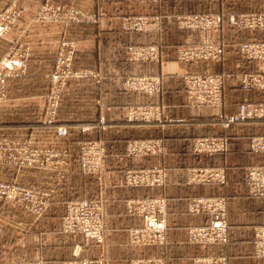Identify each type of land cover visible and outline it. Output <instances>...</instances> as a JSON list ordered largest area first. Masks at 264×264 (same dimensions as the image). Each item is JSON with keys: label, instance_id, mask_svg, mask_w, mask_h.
Instances as JSON below:
<instances>
[{"label": "crops", "instance_id": "1", "mask_svg": "<svg viewBox=\"0 0 264 264\" xmlns=\"http://www.w3.org/2000/svg\"><path fill=\"white\" fill-rule=\"evenodd\" d=\"M73 9L92 17L89 21L53 22L39 19L48 6ZM16 8L20 15L8 33L0 38V59L12 47L26 51V70L10 78L6 99L0 104V139L28 138L51 150L66 149L67 165L57 171L0 166V180L24 186L53 189L48 209L39 217L0 202V262L62 264L73 257L77 236L60 232L64 204L69 200L99 198L103 206L105 236L102 244L91 242L79 258L101 257L106 264H129L134 259L161 258L165 264H192L198 256H224L228 264H264L253 254V230L264 225V198H251L245 185V170L264 164V155L249 151L251 137L264 136V121L235 124L224 128L221 116L234 114L242 101H264V91H242L240 75L264 71V62H247L240 58L238 46L247 41H264V31H237L227 23L231 14L264 10V0H0V10ZM212 13L224 18L217 32H200L177 28L176 17L184 14ZM142 16L159 20V29L149 32H125L120 22L125 17ZM62 42L74 46V69L92 71L95 78H85L69 85L59 103L56 127H65L67 135L57 137L55 126L37 124L36 116L44 104L48 76L55 51ZM222 44L225 49L219 63H180L175 60L176 47L184 44ZM158 45L159 63L128 61V48ZM224 75L223 103L218 108L190 107L186 103L183 76L187 73ZM131 75H159L162 92L154 97L129 92L121 83ZM160 105L166 121L162 124H127L124 113L130 106ZM92 130L80 134L78 127ZM93 140L105 145L100 181L95 175L81 174L75 159L77 146L69 139ZM74 134V135H75ZM227 140L223 153L196 154L193 142L202 138ZM162 139L164 153L158 157H125L127 140ZM225 170L224 184L188 183V172L197 168ZM161 169L164 183L160 187L127 188L123 185L126 170ZM163 197L166 201V243L157 247H131L127 232L141 224L140 218L127 215L126 201ZM223 199L227 210L228 242L225 245H192L188 230L207 225L211 215H193L189 207L198 198Z\"/></svg>", "mask_w": 264, "mask_h": 264}, {"label": "built area", "instance_id": "2", "mask_svg": "<svg viewBox=\"0 0 264 264\" xmlns=\"http://www.w3.org/2000/svg\"><path fill=\"white\" fill-rule=\"evenodd\" d=\"M142 2L147 0H131ZM215 1V0H209ZM47 10V8H46ZM65 20L70 22H84L92 19L91 16L73 11ZM19 17L16 8H7L0 11V38H3ZM39 19H47L40 15ZM229 26L237 31L255 32L264 31V12H250L231 14L225 18ZM48 20V19H47ZM224 18L220 14H200L176 17L178 29L190 31H220ZM121 29L125 32H149L159 29V20L142 16L126 17L122 19ZM225 53L222 44H184L176 47L174 57L180 63H219ZM238 53L242 60L247 62H264V41H247L238 46ZM26 51L12 47L0 59V104L6 99V86L10 78L20 77L26 70ZM73 57V43L62 42L58 45L53 66L48 76V92L45 96L43 112L39 119L43 125H50L55 121L60 97L68 92L69 85L85 78H95L92 71L73 69L71 67ZM128 61L160 62L161 48L148 46L142 48H128ZM186 90L187 104L190 107L218 108L223 103V86L225 78L223 74H190L183 76ZM121 87L129 92L146 96L158 95L162 92L161 79L148 76L124 78ZM240 89L242 91H264V71L245 72L240 75ZM156 114L154 121L149 116ZM124 120L128 123H157L165 122L162 110L159 107H135L128 108L124 113ZM220 120L224 128L235 124L264 121V101H242L238 104L234 114L221 116ZM92 130L91 126H80L78 132L87 134ZM57 137H65L67 130L64 127L55 128ZM25 138L22 140L0 139V166L16 169L34 168L45 170L47 166L62 165L66 162L49 163L42 160L43 155L53 158L60 154L52 152H40L34 149ZM193 151L196 154L223 153L227 150V140L220 138H202L193 142ZM249 151L253 154L264 155V136L251 137L248 142ZM124 155L132 156H162L164 145L162 139L128 140L123 149ZM53 154V155H52ZM65 153H61L63 156ZM106 157V151L99 142L83 141L78 148V168L82 174H102V164ZM188 183L217 182L224 184L226 181L225 170L216 168L190 169ZM164 173L161 169L126 170L123 176V185L127 188L160 187L164 183ZM245 185L251 198H264V164H254L245 170ZM53 192V191H52ZM50 190H43L33 186H24L15 182L0 180V202L12 207H17L25 213L39 217L49 207ZM124 209L127 215L140 218V228L130 229L127 232L129 244L135 247L163 246L166 243V201L163 197L147 198L142 200L126 201ZM223 199L208 197L198 198L189 207L193 215H211L213 218L207 225L192 227L188 230V242L192 245L208 246L228 242L227 210ZM103 206L99 199H79L64 204L63 216L60 219V232L64 235L78 234L84 241H92L102 244L104 227ZM253 254L258 259H264V225L253 230ZM81 248L75 247V254H79ZM0 264H41L33 262H3ZM62 264H106L103 258L96 260L76 259ZM130 264H165L161 258H145L131 261ZM192 264H228L224 256H198Z\"/></svg>", "mask_w": 264, "mask_h": 264}, {"label": "rangeland", "instance_id": "3", "mask_svg": "<svg viewBox=\"0 0 264 264\" xmlns=\"http://www.w3.org/2000/svg\"><path fill=\"white\" fill-rule=\"evenodd\" d=\"M11 7V6H10ZM7 8H9V7H6V8H3V9H1L0 11H2V10H5V9H7ZM17 10V9H16ZM73 11H76V10H73V9H61V8H59L58 6H55V5H53V7H50V6H48L47 7V10L46 11H43V12H41L40 14H42V15H45V17L48 19V20H51V21H53V22H58V21H60L61 19H65V18H68L70 15H72L74 12ZM19 12V11H18ZM76 12H79V11H76ZM262 12H264V10H262ZM79 13H82V12H79ZM250 13V12H249ZM84 14V13H83ZM201 14H207V13H201ZM19 15H20V13H19ZM87 15V14H86ZM187 15H200V14H184V15H182V16H187ZM131 17H135V16H131ZM126 18V17H125ZM124 19V18H123ZM121 23H122V21L120 22V27H121ZM200 32H204V31H200ZM205 32H207V31H205ZM203 44H205V43H203ZM218 44V43H217ZM191 45H195V44H191ZM148 46H158V45H155V44H150V45H146V46H133V48H142V47H148ZM73 52H74V46H73ZM73 58V57H72ZM73 60V59H72ZM145 63H152V64H154V63H157V62H145ZM159 63V62H158ZM53 66V65H52ZM71 67L73 68V66H72V62H71ZM51 69H52V67H51ZM74 69V68H73ZM205 73V72H204ZM190 74H192V73H190ZM201 74V73H200ZM203 74V73H202ZM210 74H220V73H210ZM141 76H148V77H150V78H153V77H159L160 79H161V85H162V78H161V76H159V75H131V77H141ZM128 77V76H127ZM47 92H48V86H47ZM47 92H46V94H47ZM46 94H44V99L42 98V100H45V96H46ZM67 93H65V95H66ZM161 94V93H160ZM160 94H158V95H160ZM64 96V95H63ZM63 96H61L60 97V100H59V103H60V101L62 100V98H63ZM146 96V95H145ZM154 96H156V95H152V96H150V97H154ZM186 103H187V99H186ZM188 105V104H187ZM43 106H44V104H43ZM43 106H42V108L38 111V114H37V116H36V122H37V124L38 125H40V126H43V127H48V126H55L56 125V120L52 123V124H50V125H43L42 124V122H41V120L39 119V114L41 113L42 114V112H43ZM189 106V105H188ZM135 107H142V105L141 106H130V107H128V108H135ZM143 107H159L161 110H162V115H163V119L165 120L166 119V117H165V115H164V109H163V107L162 106H160V105H143ZM58 108H59V104H58ZM58 108H57V110H58ZM157 118V116H156V114H154L153 116H149V120L150 121H154L155 119ZM166 121V120H165ZM146 124V125H150V124H157V123H142V122H133V123H128V124ZM80 126H82V125H80ZM79 126V127H80ZM89 126V125H88ZM78 127V128H79ZM55 128H57L56 126L54 127V132H55ZM65 128V127H64ZM66 129V128H65ZM67 130V129H66ZM75 134V133H74ZM73 133H70L69 134V139H70V141L71 142H73V143H75L76 144V146H77V148H79V144L81 143V142H83V141H91V140H84V139H77L78 137L76 136V134L74 135ZM26 140H28L31 144V146L34 148V149H36L37 151H40V152H42V153H44V152H52L54 155L55 154H60V155H57V156H55V157H53V158H48V156H46V155H43L42 157H41V159L42 160H45L46 162H49V163H57V162H66L67 163V158H68V151L66 150V149H57V150H51V149H48V148H44V147H41V146H38V145H36V143H34V141L33 140H29L28 138H25ZM23 140V139H22ZM130 140H136V139H130ZM128 141V140H127ZM126 141V142H127ZM91 142H94L93 140L91 141ZM96 142V141H95ZM126 142L124 143V145H123V149H124V146H125V144H126ZM98 143V142H97ZM99 144H101V145H103L104 147H105V145L104 144H102L101 142H99ZM65 153L63 156L61 155V153ZM52 154V155H53ZM115 157V155L114 154H106V157L105 158H108V157ZM125 156V155H124ZM126 157V156H125ZM133 158H143V157H158L157 155H149V156H143V157H138V156H132ZM104 161V160H103ZM78 150H77V158L75 159V164H77V168H78ZM60 166H62V165H60ZM60 166H58V165H51V166H47V168H48V171H57L58 170V168L60 167ZM148 170V171H155V170H157L156 168H154V169H148V168H138V169H129V170H132V171H137V170ZM78 171H79V168H78ZM80 172V171H79ZM81 173V172H80ZM82 174V173H81ZM88 174H90V173H88ZM90 175H95L96 176V180L97 181H100V178H101V176L102 175H97V174H90ZM56 184H57V182H56ZM55 184V185H56ZM55 185H54V187H55ZM33 187H35V188H40V187H38V186H33ZM54 187H52V188H48L50 191H51V194H50V199H51V196H52V194H53V189H54ZM154 188V187H153ZM42 189V188H41ZM44 190V189H43ZM82 199H89V198H82ZM92 199H99V198H92ZM74 200H79V199H74ZM74 200H69V201H74ZM99 200H101V199H99ZM69 201H67V202H69ZM64 211V210H63ZM141 221V220H140ZM102 223H103V227H104V234H103V240H104V236H105V224H104V220L102 219ZM142 223V222H141ZM140 226H141V224L139 225V226H137V227H134V229H136V228H140ZM69 236H75V237H79L80 238V242H81V244H79V245H76L77 247H80L81 248V250H80V252H79V254H75V252H74V250H73V257L70 259V260H68V261H73V260H76V259H88V260H96V259H98V258H101V257H97V258H91V257H87V258H79V255H80V253L83 251V248L85 247V246H88V244L89 243H91L92 241H84L82 238H81V236L80 235H78V234H74V235H69ZM103 240H102V243H103ZM94 243V242H93ZM96 244V243H95ZM127 244L129 245V246H131L130 244H129V238L127 237ZM96 245H98V244H96ZM75 246V247H76ZM131 247H134L135 248V246H131ZM150 247H157V246H149V248ZM149 258H156V257H149ZM194 259V258H193ZM135 260H138V259H134V260H132V261H135ZM105 261V260H104ZM193 261V260H192ZM3 262H7V263H13V261H1L0 263H3ZM131 262H129V264H130Z\"/></svg>", "mask_w": 264, "mask_h": 264}]
</instances>
